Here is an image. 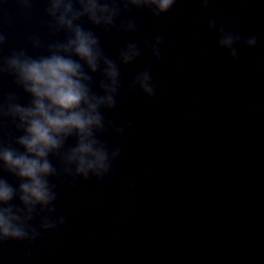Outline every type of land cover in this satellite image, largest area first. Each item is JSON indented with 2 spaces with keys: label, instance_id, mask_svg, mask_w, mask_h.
<instances>
[{
  "label": "clouds",
  "instance_id": "1",
  "mask_svg": "<svg viewBox=\"0 0 264 264\" xmlns=\"http://www.w3.org/2000/svg\"><path fill=\"white\" fill-rule=\"evenodd\" d=\"M16 2L28 15L35 0ZM44 2L42 25L52 39L45 42L33 35L29 40L31 48L42 54L32 55L28 48H20L3 55L7 36L0 31V80L8 77L15 87L6 94L0 92V250L15 241L24 246L26 258L33 257L39 240L66 225L69 205L65 203L58 210L60 187L75 189L80 181L92 179L100 184L116 173L121 147L102 137L109 133L125 136L127 130L135 129L134 120L122 126L107 118L125 90L122 67L135 64L145 50L159 64L162 48L173 46L163 34L152 40L142 39L138 35L140 25L131 14L146 11L159 19L178 0ZM198 3L203 14L198 23L207 20V32L215 34L217 47L233 62L247 63L249 56L244 50L255 49L259 36L242 32L226 21L220 9L209 14L213 0ZM98 32L131 34L132 38L113 58L105 51ZM258 67L264 70V62ZM126 90L155 99L157 85L152 67L146 65L128 77ZM249 111L255 116L259 108L253 104ZM154 119L155 115H150L148 122ZM140 175L147 180L151 171L142 169ZM135 186L134 177L122 181L125 199L131 200ZM128 207L121 208V215H127Z\"/></svg>",
  "mask_w": 264,
  "mask_h": 264
}]
</instances>
